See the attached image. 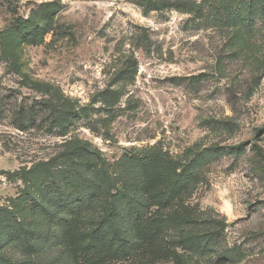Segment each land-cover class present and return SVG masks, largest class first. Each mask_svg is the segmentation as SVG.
Listing matches in <instances>:
<instances>
[{
	"label": "rangeland",
	"instance_id": "1",
	"mask_svg": "<svg viewBox=\"0 0 264 264\" xmlns=\"http://www.w3.org/2000/svg\"><path fill=\"white\" fill-rule=\"evenodd\" d=\"M247 5L263 0H0V264H264V15ZM158 159L194 177L180 195L147 194ZM80 172L133 177L156 213L122 220L129 258L78 251L100 212L67 215Z\"/></svg>",
	"mask_w": 264,
	"mask_h": 264
},
{
	"label": "trees",
	"instance_id": "2",
	"mask_svg": "<svg viewBox=\"0 0 264 264\" xmlns=\"http://www.w3.org/2000/svg\"><path fill=\"white\" fill-rule=\"evenodd\" d=\"M261 8V13H257L254 5H247L241 13L251 18L256 14L264 15V0ZM75 115V112L67 113L59 119H53L51 124L62 130L70 125ZM28 121H33L31 113H28ZM23 123L24 116L20 113L16 120L17 128L23 130L25 128ZM135 160L142 161L137 158ZM141 168L144 177L156 176L158 185L161 186V189L150 188L147 191L153 200L170 199L180 195L182 190L194 179L183 169L176 171L175 164L166 159H158L155 165L148 166L146 164ZM136 186L135 179L131 177L130 180L122 181L119 187L113 184L105 188L96 178L81 172L78 173L70 193L62 198L67 215L70 218L73 216L77 220L93 206H98L100 209L97 216L85 215L81 220L84 222V226L79 230H74L78 251L92 253L104 250L110 251L117 258L130 257L134 248L133 237L125 232L122 220L127 219L126 221H131L133 226L143 227L146 230L158 222L156 213L148 212L147 203ZM179 199L182 200V197ZM189 220L191 218L187 210L184 214L178 215L175 212L172 215L173 224L178 225L181 221L189 222ZM29 234L30 231L22 227L18 232L19 244L24 248L28 247V245H24V241ZM146 236L148 239V234ZM191 238L195 239L196 237H189L187 240ZM163 248L167 250L161 243L152 246V250H155L157 254L163 252ZM222 257L226 258V255Z\"/></svg>",
	"mask_w": 264,
	"mask_h": 264
}]
</instances>
